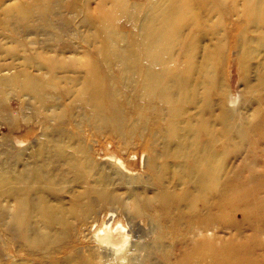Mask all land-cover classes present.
Instances as JSON below:
<instances>
[{
	"label": "bare ground",
	"instance_id": "1",
	"mask_svg": "<svg viewBox=\"0 0 264 264\" xmlns=\"http://www.w3.org/2000/svg\"><path fill=\"white\" fill-rule=\"evenodd\" d=\"M108 4L126 14L136 26L131 36L125 38L116 32L112 15L103 13ZM46 5L47 0H26L5 8L3 14L14 15V22L25 25L27 30H31L30 26L44 29L49 27L41 24L44 18H49ZM243 6L248 27L261 34L257 40L248 36V30L237 41L239 70L248 93L253 94L262 80L258 76L256 82L263 57L256 60L253 56L264 50V0H244ZM98 7L101 9L98 18L84 14L85 32L80 40L86 46H97L100 58L89 52L79 61L48 49L31 53L20 45L15 49L1 46L4 51L0 49V52L9 59L22 60L23 66L20 72L0 78V117L7 116L6 105L10 101L4 88L16 94L27 113L35 111L45 122L52 123L50 127L43 125L46 133L40 145L20 151L16 154L19 157L0 159L3 233L17 244L27 246V256L34 258L42 250L60 245L50 256L53 257L73 247L75 228L78 224L84 226L87 234L84 233L83 239L92 244L86 256L73 251L68 255L71 257H62L57 264H199L205 259L209 260L207 264H240L236 249L229 255L226 247H215L207 238L216 221L197 227L189 225L183 230L180 223L194 211L198 201L207 203L218 191L220 181L228 179L227 169L234 157H247L246 167L238 176L235 173L236 185L227 184L218 203H223L224 210L239 205L235 201L249 210L258 206L251 190L256 184L252 167L257 165L254 157L264 154V125L251 130L247 116L242 113H238L239 121L235 123V110L225 105L226 87L217 70L222 61L220 49L225 45L222 16L213 0H146L144 6L127 0H99ZM0 28L6 30L4 23ZM135 30H138L136 35ZM202 32L217 43L204 56L200 53ZM9 34L12 37H2L1 42L6 44L10 39L21 43L13 38H19V33L9 31ZM86 39L98 43L88 45ZM19 48L24 56L17 59L15 52L19 51L15 50ZM49 54L54 55L46 57ZM174 57L176 64L171 67ZM199 61L203 63L200 65ZM113 65L117 66L114 74ZM30 69H34V74ZM251 74L255 76L253 81H249ZM124 91H129L131 96H126ZM211 92H215V99L211 98ZM131 100L137 106L141 100L158 105L149 107L155 113L136 107L135 117L128 118L124 107ZM74 117L79 120L74 126L77 132L85 122L94 130L113 129L114 135L123 141L132 138L135 132L145 133V127L152 131L147 167L159 190L151 202L139 200L145 190L139 189L138 193L139 190L123 189L120 185L114 187L124 177L123 172L128 171L124 162L110 156L112 164L97 163L78 134L57 128V125H71ZM155 118L160 120L153 123ZM124 127L130 135L124 134ZM244 174L246 179H240L242 184L238 185ZM120 189L126 192L125 197L119 196ZM63 194L68 196L59 197ZM157 201L167 213L161 216V221L152 220L150 215L149 203ZM106 205L110 207L107 221L90 234L86 224L92 220V213ZM116 209L126 211L128 230L115 222ZM211 212L215 213V207ZM134 217L146 218L153 232H159L161 225L167 223L154 242L162 257L159 263L148 260L152 259V247L138 244L134 239L130 243L131 235L135 239L146 237ZM251 226L253 234L249 240L257 245L264 230L254 222ZM240 230L237 237L242 235ZM185 231L191 236L187 237ZM70 235L73 238L61 246ZM175 236L171 245L163 244L162 240ZM167 247L169 254L164 255ZM147 248L151 255H143ZM260 258L262 263L264 254Z\"/></svg>",
	"mask_w": 264,
	"mask_h": 264
},
{
	"label": "rangeland",
	"instance_id": "2",
	"mask_svg": "<svg viewBox=\"0 0 264 264\" xmlns=\"http://www.w3.org/2000/svg\"><path fill=\"white\" fill-rule=\"evenodd\" d=\"M25 1L26 0H0V25L4 23V26L6 28V30H2L0 28L1 51H4L1 46H4V48L7 49H15L17 48V45H20L22 48L27 49L31 53L37 52L38 50L46 51L48 49L50 50V52L56 51L58 55L61 54V56L65 58L79 59V61H82L84 54H89V52H92V55L99 57L96 52L97 46H86L80 40L85 32V27L82 24V18L84 14H87L91 18H98V16L101 14V9L98 7L99 0H47L48 5H46L45 8L49 12V18H44L41 24H43V26L45 24L49 27H45L44 29H33L30 26L31 30H27L26 26L23 24L14 22V15L3 14L5 8L10 7L12 5L14 6L18 2L22 3ZM127 1L129 3L136 2L143 6L146 4V0ZM213 2L214 5L217 7V12L220 13V16H222L221 28L226 32L224 33L225 45H222L220 49V57L222 61L221 64H219L217 67L218 72L220 73V75H222V79L226 87V97L228 101L225 102V105H227L228 108L235 110L233 112V120L235 123L239 121L238 113H242L244 116H247L248 121L250 122L249 124L251 130L259 129V127L264 125V50L260 49V54L257 56H253L257 57L256 60H258L260 57H263L260 63V68L258 69V74L256 76V82L258 81V76H260V79L262 78V80L260 81L259 89L255 93L251 94L248 93L249 91L245 86L246 82L243 81L242 74L239 70L237 62V57L239 56L237 41L239 36H241L244 32L248 30V36L257 40L261 37V34L251 31V27H248V22L244 17V0H213ZM70 3H72V5ZM69 4L71 5L70 9H68L67 7ZM103 13H106L107 15H112V24L118 34L123 35L125 38L133 34L132 31L135 29L136 26L134 27L133 23L128 20L127 15L121 13L118 8L112 9V7H110L108 4L104 8ZM94 29H96L95 26ZM9 31H15L19 33V38L17 36H14L13 38L14 40H18L21 43H16L10 39L6 40L8 41V43L6 44L4 42H1L2 37H12L9 34ZM137 32L138 30H135V35L137 34ZM191 34L194 35L195 30H193ZM201 37L202 39L200 44V53H203L204 56V52L207 53L208 50H211L209 49V47H216L217 43L212 41L203 32L201 33ZM84 41L88 45L90 43H98L97 40L95 42V40L93 39H86ZM30 42H34V44L30 46ZM15 51L20 52H15L18 57L17 59H20L24 56L22 53V49L19 48ZM53 55L54 54H49L46 57H51ZM175 60L176 58L174 57V59L171 61V67H175ZM199 63L201 65L203 62L199 61ZM22 66V60H13L11 58L9 59L6 57V54L0 52V78L8 77L14 72H20V68ZM111 69V72L114 74L117 71V66L113 65ZM30 72L34 74V69H30ZM249 77V81H253L255 79L254 74H251ZM2 90L8 94L6 96L7 99H9L10 101L8 102V105H6L7 116L5 117L4 114L2 117H0V153L2 156L0 157V159H3V157H19V155L16 156V154H18L20 151H25L26 149L31 148L35 145H40L39 142L44 140L43 135L46 133L44 131V126L50 127L52 123L45 122L41 118V116H38L35 113V111H30V113H27V111L23 107V104L18 101L19 99L16 97L15 93L11 94L12 91H8L4 88H2ZM125 93L127 94L126 96H131L129 91ZM57 95L60 96V94ZM230 97L234 100V102L231 103L229 99ZM211 98H216L215 92H211ZM131 102L132 103L124 107V109H127V111L125 109V115L128 118L135 117L134 110L136 107L145 108L146 110H149L146 112L155 113L156 110L153 108L149 109V107H153V105H158V103L156 102L151 104L145 103L143 100H141L139 104L140 106H137V104H135L132 100ZM120 103L124 105L122 101H120ZM71 120V125H68L67 127L57 125V128H64L66 132L78 134L82 138L86 149L89 150V155L97 163L112 164V160L110 159L111 157L117 158L124 162L128 168V171L123 172L124 177H122V179L120 177L121 180H119L118 183L115 182L114 187L117 186L118 188V186L120 185V187L123 189H126L127 187V189L131 188L134 189V191L135 189L145 190L147 192L143 193L144 195L141 193L142 198L141 195L138 198L140 201L147 200L148 202H151L153 195L156 194L159 190V188L155 185L152 173L148 170L147 167L149 159L148 152L150 149L149 137L151 136L152 131L148 127H145V133L139 131L135 132L132 138H125V140L123 141L119 139L116 135H114L113 129H110V131L107 129H102V131H98L89 127V124L85 122L81 124L80 132H77L74 126L75 122L78 123L79 120L76 117ZM153 120L154 121L152 122L155 123L158 122V120L160 119L155 118ZM221 127H224V124H222ZM216 129L217 132H219L218 130L220 129V126L218 124ZM244 130L249 129L245 128ZM122 131L124 132V134L130 135L128 133L129 129L127 127H124ZM228 132L230 131L228 130ZM5 142L7 143V146L3 145L5 144ZM217 146L219 147V145ZM218 149L216 151H219ZM246 150L248 154L249 149L247 148ZM262 156L263 157H254V163H256L257 165H254L252 167L253 175L256 176L254 179L256 184H254L253 186V181L251 185V187H253L251 190L255 196L253 201L258 205L256 209L249 210L244 205H242L241 202L235 201V203L239 205L235 204L234 208H228L227 210H224L223 203H218L221 200V197H223V193L225 190L224 188H226V185H236V181H234L235 173L238 176V174L241 173L242 170L246 167L245 160L247 157H234L233 162H229V167L227 169L228 173L226 174V176L229 174L228 179L220 181L218 191H216L210 197L207 203L202 202L201 200L198 201L194 211L191 212L189 215L187 214L180 221V223L184 225L181 230L185 229L186 227H189V225L197 227L200 226L201 223H214L216 221V224H214V226L211 228V231L208 233L209 236H207V238L211 240V245H214L215 247H226V250L229 252V255L233 253L234 249H236V251H238V253H236V256L238 257V262L240 264H264V260L261 263L260 258L262 257V254H264V235H262L264 234L263 231L262 234L261 232L258 233L259 236L261 234V238L258 240L257 245L256 242L252 243L251 241V237L253 234L251 224H253V222L254 224L261 227L262 230H264L263 153ZM112 169L113 168H110L109 171L112 172ZM240 179L245 180L246 174H244L242 178H239L238 185L242 184ZM65 187L68 188V186ZM140 190L138 193H140ZM117 191L120 197H125L126 192L121 189ZM65 196H68V194H63L59 197ZM213 207H215V213L211 212ZM109 208L110 207L108 205H106V207L102 206L99 210H95L92 213V220H90L86 224L87 228L89 229L88 232L90 234H94L93 232L97 231L103 221H107L106 215H108ZM149 208L152 209V212L150 213L152 220L156 219L161 221V216L163 217L167 215L166 211L161 207V204H159V201L152 202V204L149 203ZM116 210L117 212L115 214V222L120 223L122 226L124 225L123 227L128 230L126 211H124L123 209ZM134 218H136L134 222L137 223L143 229L146 237H143L141 239H135L131 235L130 237L132 239H130V243L134 239V242H137L138 244H143L144 246L152 247V259L148 258V260H152V263H159L162 257L161 254L157 251L154 242L156 241L158 233L162 232V228L164 229L167 226V223L161 225L162 228L159 232L156 230L153 232L154 229L151 230L150 224L146 218ZM75 229L76 235L73 247H71L60 255L56 254V257H50L53 252L60 247V245L54 248L51 247L49 251L42 250L39 253L38 258H34L32 256H27L29 254L27 253V250H29L27 246L19 245L15 241H12V239H10L3 233V229L0 226V264H19L26 263V261H28V264H57L56 261L60 258L71 257L68 255H70L73 251H79L81 253L80 255L86 256V251L89 250L92 244L88 243L87 240L83 239L84 233L87 234V232H84V226L82 227V225L80 226L78 224L77 228ZM239 230L242 232L241 237H237V233ZM185 233L187 237L191 236L190 233L186 231ZM212 234H214V237H211ZM177 236L173 237L172 239L171 237L166 238L165 240H162V242L164 245L169 246L172 244L173 240L177 238ZM70 238L73 237L71 235L68 236V238H66L65 241L61 243V246L67 243ZM196 238H193L192 240ZM229 246L230 248H228ZM150 251L151 250L147 248V251L145 250L144 254L140 252V255L150 254ZM168 254L169 248L167 247V249H165L164 255ZM207 261L209 260L205 259L204 261H200L198 263L207 264ZM146 264L148 263L146 262Z\"/></svg>",
	"mask_w": 264,
	"mask_h": 264
}]
</instances>
